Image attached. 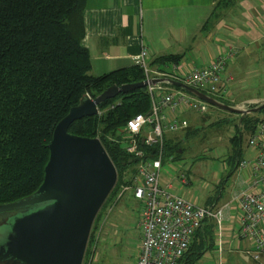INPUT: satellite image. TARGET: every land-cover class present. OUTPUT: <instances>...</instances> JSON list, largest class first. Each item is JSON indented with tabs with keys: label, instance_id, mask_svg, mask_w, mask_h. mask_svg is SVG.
<instances>
[{
	"label": "trees",
	"instance_id": "16d2710c",
	"mask_svg": "<svg viewBox=\"0 0 264 264\" xmlns=\"http://www.w3.org/2000/svg\"><path fill=\"white\" fill-rule=\"evenodd\" d=\"M239 0H218L211 16L234 7ZM85 0H0V203L23 198L36 190L43 180L44 163L49 158L47 144L54 128L80 96L95 97L106 86L134 83L143 78L137 64L113 68L93 75L89 72V52L81 45L84 33ZM179 55H162L158 64L178 61ZM178 87V86H176ZM230 103L221 94L214 95ZM256 104V103H255ZM150 105L144 86L117 93L98 104L99 114L74 119L68 126L72 134L98 137L116 167L117 180L91 223L86 255L95 221L104 205L113 200L119 184L131 181L135 159L126 151L118 131L125 120ZM254 105V104H251ZM264 108L238 115L230 142L237 155L242 133L263 118ZM224 122L221 118L215 124ZM212 123V124H214ZM196 127V126H194ZM197 131L184 129L188 137ZM178 139L166 136L165 152H179ZM142 146V145H140ZM153 153L155 145H144ZM193 231L191 242L179 264H194L214 242V222L205 218Z\"/></svg>",
	"mask_w": 264,
	"mask_h": 264
},
{
	"label": "built area",
	"instance_id": "2783aa9c",
	"mask_svg": "<svg viewBox=\"0 0 264 264\" xmlns=\"http://www.w3.org/2000/svg\"><path fill=\"white\" fill-rule=\"evenodd\" d=\"M235 52L230 49L199 68L192 67L186 71H182L174 61L153 66L148 59L149 49L142 43L139 52L132 57L133 64L139 65L143 72L150 105L148 111L130 116L119 128L122 145L133 155L135 163L131 181L119 184L114 199L131 190L132 196L140 201L137 222L140 241L135 264H179L178 260L191 242L194 229L205 218L214 222L216 244L218 250L221 249L224 241L222 216L228 203L216 207L202 206L180 194H173L168 183L160 184L167 133L186 129L188 122L180 114L189 110L205 112L208 103L180 87L151 79L169 77L191 84L208 95H217L223 89L221 77L224 67ZM97 112L99 114L98 109ZM247 144L254 149L252 157L241 158L237 166L248 167L251 177L241 190L232 194L231 200L238 208L235 233L239 239L247 240L248 254L257 261L264 252V118L252 127ZM144 145H155L157 148L151 153L143 148ZM179 178L180 182L186 183L189 176L180 171ZM87 252L80 264H96L93 247ZM218 264H222V259L219 258Z\"/></svg>",
	"mask_w": 264,
	"mask_h": 264
},
{
	"label": "crops",
	"instance_id": "0c3cea01",
	"mask_svg": "<svg viewBox=\"0 0 264 264\" xmlns=\"http://www.w3.org/2000/svg\"><path fill=\"white\" fill-rule=\"evenodd\" d=\"M215 2L218 0H85L81 46L89 52V72L98 75L113 68L132 65V57L139 52L140 43L149 49L148 59L153 66L171 63H156L162 55H179L178 61L174 62L182 71L192 68L195 62L200 67L216 55L232 49L236 52L224 67L221 77L223 89L219 94L233 105L263 100L264 95L259 94L234 100L232 89L238 87L234 84L237 77L248 73L256 65L261 67L264 64V0H239L234 7H228L218 17H213L211 13ZM227 119L230 120L229 117ZM241 158L238 157L233 165L239 190L251 177L248 167L237 166ZM167 183L170 189L172 185ZM226 203L229 205L230 202ZM229 210L230 206L222 216L224 241L221 249L218 250L216 244L214 224L213 246L207 250L217 259L224 251H234L235 243L239 247L240 239L235 233L237 220L235 228ZM204 260L205 264H209L207 258ZM198 263L199 259L194 264Z\"/></svg>",
	"mask_w": 264,
	"mask_h": 264
},
{
	"label": "water",
	"instance_id": "95a60500",
	"mask_svg": "<svg viewBox=\"0 0 264 264\" xmlns=\"http://www.w3.org/2000/svg\"><path fill=\"white\" fill-rule=\"evenodd\" d=\"M151 81L178 86L208 105L238 115L264 108V98L251 107L240 108L181 80L155 77ZM145 84L144 79L120 85L111 83L95 97L86 93L54 123L42 182L27 196L0 203V212L16 209L0 224V262L7 259L23 264L81 263L91 223L113 189L117 174L101 140L72 134L68 125L74 119L98 114V104L105 98Z\"/></svg>",
	"mask_w": 264,
	"mask_h": 264
},
{
	"label": "rangeland",
	"instance_id": "374dc122",
	"mask_svg": "<svg viewBox=\"0 0 264 264\" xmlns=\"http://www.w3.org/2000/svg\"><path fill=\"white\" fill-rule=\"evenodd\" d=\"M193 67L199 68L198 63H193ZM254 67L235 79L234 84L238 87L235 86L232 89L234 100L238 101L243 97L257 94L264 95V64L261 67L259 65ZM257 102H238L233 106L248 108ZM206 107L205 112L189 110L183 115V118L189 121L191 128H197L193 134L186 137L184 128L167 133L168 136L179 140V152L176 158H173L176 153L172 149L164 154L162 168H160V184L166 185L169 182L172 185L169 190L173 194L179 195L181 192L180 195L202 206L216 207L230 202L229 214L235 221L236 228L238 209L234 205L236 202L231 198L232 194L239 190V183L235 178L237 172L233 169L237 159L236 153L229 139L239 120L238 114L208 104ZM256 115L259 118L264 117L263 113H256ZM228 117L230 120L227 119ZM218 118L224 122L215 124L214 121ZM248 138L249 133L244 131L240 139L239 158L252 157L254 149L248 146ZM180 171L186 172L189 176L186 184L179 181ZM139 207L140 201L132 196L131 190L121 194L116 200L109 199L104 205L99 218L95 221L88 246V249L92 247L94 249L95 258L93 259L96 264H135L140 241V228L137 224ZM232 243L234 244V241ZM234 246V251H224L221 254L222 264H264V254L257 261L249 256L246 239H240L239 247L236 243ZM205 258L209 260L207 261L209 264H218L219 259L213 256L211 251H207L200 257L198 264H205Z\"/></svg>",
	"mask_w": 264,
	"mask_h": 264
},
{
	"label": "flooded vegetation",
	"instance_id": "af4514ba",
	"mask_svg": "<svg viewBox=\"0 0 264 264\" xmlns=\"http://www.w3.org/2000/svg\"><path fill=\"white\" fill-rule=\"evenodd\" d=\"M15 210L14 211L7 210V211L0 212V224H2V222H4L6 220L8 215L13 214L15 212ZM4 263L5 264H23L22 262H20V260L11 261V260H7V259H5L4 261L0 262V264H4Z\"/></svg>",
	"mask_w": 264,
	"mask_h": 264
}]
</instances>
